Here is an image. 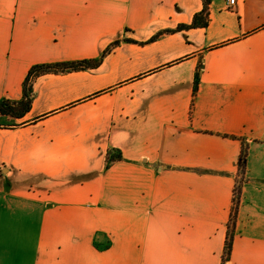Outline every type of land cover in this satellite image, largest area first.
<instances>
[{"label":"crops","instance_id":"crops-1","mask_svg":"<svg viewBox=\"0 0 264 264\" xmlns=\"http://www.w3.org/2000/svg\"><path fill=\"white\" fill-rule=\"evenodd\" d=\"M203 9L0 0V102L35 65L100 61L38 78L0 128V264H264V0L178 29Z\"/></svg>","mask_w":264,"mask_h":264},{"label":"trees","instance_id":"trees-1","mask_svg":"<svg viewBox=\"0 0 264 264\" xmlns=\"http://www.w3.org/2000/svg\"><path fill=\"white\" fill-rule=\"evenodd\" d=\"M211 0H204V9L200 14H197L194 18L193 24L191 26H180L178 29L189 28V27H196L200 24H207L208 12H209V5ZM205 21V22H203ZM117 43L114 44V46ZM109 50V49H108ZM100 64V61H92V60H82L76 62H62V63H55V64H42V65H35L32 67L25 79L24 82V96L23 99L19 101H11L8 99H4L0 102V120L6 121V123H0V128H15L20 124L16 123V120L22 119L26 116V114L31 110L33 104V86L34 82L45 75L48 74H59V73H68L73 71H80V70H87L89 68L97 67ZM198 86V76L196 77L195 83V91ZM13 119L14 121H8ZM247 153L248 150L244 149L242 151V155L240 157L239 163V177L244 179L245 175V166L247 161ZM122 160V154L119 150L110 149L107 158H106V168H110L115 162ZM243 181V180H242ZM242 183V182H241ZM241 183H238V188L236 189V194L234 197V204L237 207L240 197L241 191ZM235 208V207H234ZM233 218L230 221L228 226V237L224 249V263L227 262L230 258L232 248H233ZM96 247L98 248H107L108 244L105 247H102L101 244L96 242Z\"/></svg>","mask_w":264,"mask_h":264},{"label":"built area","instance_id":"built-area-1","mask_svg":"<svg viewBox=\"0 0 264 264\" xmlns=\"http://www.w3.org/2000/svg\"><path fill=\"white\" fill-rule=\"evenodd\" d=\"M239 1L240 0H226V3L229 8H234L235 6H237Z\"/></svg>","mask_w":264,"mask_h":264},{"label":"rangeland","instance_id":"rangeland-1","mask_svg":"<svg viewBox=\"0 0 264 264\" xmlns=\"http://www.w3.org/2000/svg\"><path fill=\"white\" fill-rule=\"evenodd\" d=\"M112 47H115V46H114V44L112 45ZM8 121H11V122H13L14 120H13V119H10V120H8ZM0 123H4V124H5V123H6V121H1V120H0ZM242 180H243L242 178H239L238 182H239V183H241V182H242ZM101 243H104V242H101Z\"/></svg>","mask_w":264,"mask_h":264}]
</instances>
